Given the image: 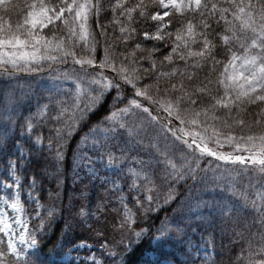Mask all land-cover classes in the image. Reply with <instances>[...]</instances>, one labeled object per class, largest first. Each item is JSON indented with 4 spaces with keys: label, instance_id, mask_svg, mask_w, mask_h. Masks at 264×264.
I'll return each instance as SVG.
<instances>
[{
    "label": "snow or ice",
    "instance_id": "snow-or-ice-1",
    "mask_svg": "<svg viewBox=\"0 0 264 264\" xmlns=\"http://www.w3.org/2000/svg\"><path fill=\"white\" fill-rule=\"evenodd\" d=\"M21 73L37 90L0 92V264H47L73 139L75 264L141 245L138 264H264V0H0V77Z\"/></svg>",
    "mask_w": 264,
    "mask_h": 264
},
{
    "label": "rangeland",
    "instance_id": "rangeland-1",
    "mask_svg": "<svg viewBox=\"0 0 264 264\" xmlns=\"http://www.w3.org/2000/svg\"><path fill=\"white\" fill-rule=\"evenodd\" d=\"M5 90L9 91H16L18 94L27 92L31 94L33 90H37V81L31 80L27 74L21 73L18 74V78L16 79H8L4 77H0V92H3ZM22 100H24L23 97H21ZM32 102H35V98L33 97ZM23 107L27 109L28 104L25 101L23 103ZM76 144V140L74 142ZM75 144L73 148L75 147ZM83 175V173H81ZM209 178H211V173H209ZM245 186L247 185L248 181L242 180L241 181ZM50 187H55L54 184L49 185ZM80 183L75 181V175H74V170H73V156H72V151L69 155V170L65 172V178L64 182L61 187V199L60 201L55 202L56 206L58 208V213L56 215L55 220L52 222L51 227L47 230L46 236L50 230L56 226L59 225L61 226V233L60 236L58 237V242L56 246V251L53 254V256L50 258V260H44L41 258L40 255H36V259L40 261H45L47 264H75V258L77 255L83 256L85 254L84 249H80L78 251H73L70 256H66L63 253L66 251V249H62L61 245L62 243H65V238L63 236L66 224H71L72 223V218L69 215L68 211V205L70 203L79 205L80 200L79 199H72L74 197H78L79 190H80ZM188 189L191 190V193L193 195H201L203 196V199L208 200L210 197L208 195H204L205 191L211 192L212 188L210 185H205L201 183H194L192 181H189L188 183ZM216 191H219V189H216ZM96 189H92L91 196L89 198L90 203L94 204L95 199H96ZM179 193L184 196L185 198L188 196V191L186 188H180ZM43 203V201H42ZM173 209H177L176 212H173ZM11 211V210H9ZM73 211H75V208H73ZM204 213L207 214V209H203ZM184 210L177 208L176 204H171L169 206H161V208L158 210L157 213H155L153 216H161L163 218L166 214L173 217V218H179L180 216L183 215ZM111 221V217L109 216L107 218V223L102 219L101 224L99 227H101L109 236V238H113V234L110 230L109 224ZM188 224V236H192L191 229L196 227L197 221L193 219L190 222H186ZM83 237H89L90 238V233L87 231V226L81 227L79 224L74 225L73 231L69 234L68 239H71L72 241H75L78 238H83ZM115 239L118 241L119 237L116 236ZM185 239V237H180L176 240H174L171 244L170 247L165 248L164 251L166 252H172L175 255L176 260L178 261H183L185 259V256L183 255L182 249L184 248V244L182 241ZM198 239V237H193L194 242ZM93 251H96V249H93ZM200 254H203V248H201ZM141 259V257H140ZM139 259V260H140Z\"/></svg>",
    "mask_w": 264,
    "mask_h": 264
},
{
    "label": "trees",
    "instance_id": "trees-1",
    "mask_svg": "<svg viewBox=\"0 0 264 264\" xmlns=\"http://www.w3.org/2000/svg\"><path fill=\"white\" fill-rule=\"evenodd\" d=\"M75 139L70 141V143L66 146V162H65V172L69 170V155L73 149ZM160 214H159V216ZM150 222L159 223V219L156 218V216L151 217ZM60 235V227L56 226L50 233L47 239H42V241L39 244L38 251L43 257H48L49 255L53 254L56 249V245L58 242V237ZM144 245H141L140 248H137L135 250L127 251L123 255V259L126 261V264H138V261L141 257V251L143 249Z\"/></svg>",
    "mask_w": 264,
    "mask_h": 264
}]
</instances>
